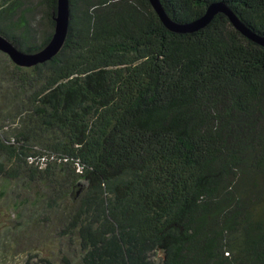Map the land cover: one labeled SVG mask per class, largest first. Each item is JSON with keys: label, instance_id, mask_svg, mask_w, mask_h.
Here are the masks:
<instances>
[{"label": "trees", "instance_id": "16d2710c", "mask_svg": "<svg viewBox=\"0 0 264 264\" xmlns=\"http://www.w3.org/2000/svg\"><path fill=\"white\" fill-rule=\"evenodd\" d=\"M218 1L264 37V0L160 3ZM69 2L52 59L0 51V264H264V46L224 13ZM57 5L0 0V35L40 50Z\"/></svg>", "mask_w": 264, "mask_h": 264}, {"label": "water", "instance_id": "95a60500", "mask_svg": "<svg viewBox=\"0 0 264 264\" xmlns=\"http://www.w3.org/2000/svg\"><path fill=\"white\" fill-rule=\"evenodd\" d=\"M163 24L171 31L178 33H189L204 28L218 13H224L244 36L252 41L264 46V37L249 29L224 2L211 3L204 15L187 23H179L172 20L160 0H149ZM55 30L51 40L40 50L35 52H24L19 50L12 42L0 35V51L7 54L11 61L19 67H33L49 61L62 49L68 34L70 22V2L69 0H58L57 13L54 18Z\"/></svg>", "mask_w": 264, "mask_h": 264}, {"label": "rangeland", "instance_id": "374dc122", "mask_svg": "<svg viewBox=\"0 0 264 264\" xmlns=\"http://www.w3.org/2000/svg\"><path fill=\"white\" fill-rule=\"evenodd\" d=\"M58 261H59V260H58ZM74 262H75V264H80V263H79V260H75Z\"/></svg>", "mask_w": 264, "mask_h": 264}]
</instances>
